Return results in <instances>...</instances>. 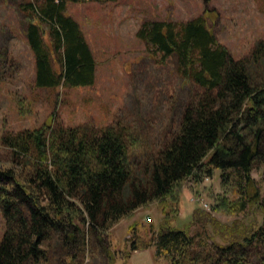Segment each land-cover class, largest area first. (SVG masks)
Instances as JSON below:
<instances>
[{
	"label": "trees",
	"instance_id": "16d2710c",
	"mask_svg": "<svg viewBox=\"0 0 264 264\" xmlns=\"http://www.w3.org/2000/svg\"><path fill=\"white\" fill-rule=\"evenodd\" d=\"M69 1L79 0H37L22 6L31 15L26 34L35 55L37 86L94 83L96 60L80 23L66 13ZM207 12L181 22L145 20L137 31L151 51L164 59L175 57L182 76L199 88L177 130L145 158L143 177L125 130L113 125L87 131L55 126L51 119L3 137L25 155L29 167L20 175L0 170L6 221L0 264H48L47 243L55 237L66 255L64 264H80L89 231L106 233L156 199L166 216L157 229L151 225L150 236L130 226L133 242L124 264L133 251L150 246L169 264H247V249L264 245V192L253 175L258 165L264 166V85L256 86L247 61L218 41ZM258 46L263 53L264 45ZM215 170L238 194L231 207L250 215L249 222L222 223L199 207L183 226L171 222L167 208L179 212L181 181L213 176ZM197 225L203 230L194 233ZM208 226L226 243L209 244ZM107 253L114 264L117 251Z\"/></svg>",
	"mask_w": 264,
	"mask_h": 264
},
{
	"label": "rangeland",
	"instance_id": "374dc122",
	"mask_svg": "<svg viewBox=\"0 0 264 264\" xmlns=\"http://www.w3.org/2000/svg\"><path fill=\"white\" fill-rule=\"evenodd\" d=\"M29 2L37 0H0V170L20 175L29 167L25 155L15 151L3 137H13L52 119L55 126L65 128L80 126L91 131L113 125L125 130L132 159L143 177L145 158L177 130L184 108L199 91L194 82L182 76L175 57L162 58L137 36L145 20L181 22L207 10L208 25L218 41L234 57L247 61L256 86L264 85V52H257L258 45H264V0L69 1L66 13L80 23L96 60L95 80L88 86L62 84L49 88L37 86L35 81V55L26 34L31 15L22 7ZM62 53L63 49L57 51V57ZM253 175L264 192V166L258 165ZM177 189L179 212L167 208L168 219L175 225L190 222L194 209H203L204 203L208 206L205 210L222 223L250 220V215L231 207L238 194L222 183L220 170L200 180L185 178ZM165 216L156 199L121 218L106 233L89 231L86 255H81L80 264H111L107 253L111 248L117 251L114 264H124L133 242L130 226L135 224L138 232L150 236L148 229L151 225L157 229ZM5 229L0 207V238ZM202 230L197 225L194 233ZM208 231L209 244L226 243L212 227L208 226ZM47 244L48 264H64L66 255L58 238ZM246 256L247 264H264V245L248 248ZM127 260L128 264H169L167 258L156 255L155 246L135 250Z\"/></svg>",
	"mask_w": 264,
	"mask_h": 264
},
{
	"label": "built area",
	"instance_id": "2783aa9c",
	"mask_svg": "<svg viewBox=\"0 0 264 264\" xmlns=\"http://www.w3.org/2000/svg\"><path fill=\"white\" fill-rule=\"evenodd\" d=\"M204 209H208V206L206 203L202 204Z\"/></svg>",
	"mask_w": 264,
	"mask_h": 264
}]
</instances>
